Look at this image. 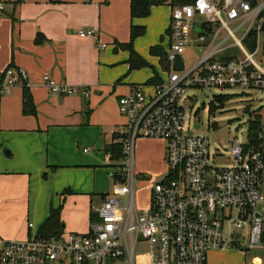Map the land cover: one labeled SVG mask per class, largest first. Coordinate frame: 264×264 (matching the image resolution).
<instances>
[{"label": "built area", "instance_id": "obj_1", "mask_svg": "<svg viewBox=\"0 0 264 264\" xmlns=\"http://www.w3.org/2000/svg\"><path fill=\"white\" fill-rule=\"evenodd\" d=\"M263 26L264 0H190L171 7L165 51L170 69L158 83L135 86L118 99L125 120L118 130L120 172L111 175L117 182L112 193L93 206L88 231L4 241L0 264H135L139 239L148 249L146 264H207L209 251L233 247L264 254V132L249 133L244 143L233 139V165L216 168L210 166L208 139L186 128L179 105L190 89L264 91ZM95 35L94 28L78 33L81 38ZM192 46L199 58L173 71L174 58ZM23 81L24 73L13 67L0 72V98ZM44 82L52 93L79 91L47 78ZM139 139L164 143V171L145 181L146 205L140 209L134 201ZM251 264H264V256Z\"/></svg>", "mask_w": 264, "mask_h": 264}, {"label": "crops", "instance_id": "obj_2", "mask_svg": "<svg viewBox=\"0 0 264 264\" xmlns=\"http://www.w3.org/2000/svg\"><path fill=\"white\" fill-rule=\"evenodd\" d=\"M18 1L0 0V72L12 66L24 73L36 116L22 114V85L0 98V250L4 241L36 237L50 211L59 207L63 233L88 231L92 208L100 204L93 201L105 195L100 167L112 161L108 146L119 143L106 141L107 134L115 130L118 135L125 121L118 99L156 74L146 50L139 48L142 36L134 40L133 50L149 67L129 70L128 52L116 45L129 42L132 25L144 26L145 33L147 26L150 33L157 21L155 41L148 43L154 47L161 34L166 37L171 11L169 0L135 19L130 0ZM87 28L96 30L95 38L78 36ZM186 51L200 54L194 46ZM146 69L152 72L138 80L136 74ZM44 78L79 91L52 93ZM136 145L137 168L164 169L162 141L139 139Z\"/></svg>", "mask_w": 264, "mask_h": 264}, {"label": "rangeland", "instance_id": "obj_3", "mask_svg": "<svg viewBox=\"0 0 264 264\" xmlns=\"http://www.w3.org/2000/svg\"><path fill=\"white\" fill-rule=\"evenodd\" d=\"M89 1V0H86ZM3 8V4L0 2ZM156 7V6H155ZM146 26V25H145ZM157 21L151 24L150 33L149 28L146 26V33L142 36V42L139 45L141 50H146V59L153 68V71L159 76L164 78L165 71L162 69L159 59L152 57L149 54V49L152 46L148 44L155 41L157 36ZM216 28L213 27V30ZM225 35L223 30L219 37ZM140 38V37H139ZM165 33L158 37L159 46L164 51L167 50L168 42L165 40ZM140 39V40H141ZM220 40V38H219ZM231 40H227L226 44H231ZM263 45V40H261ZM238 52L236 48L232 50ZM200 54L196 51H185L183 59L185 66L189 67L195 60L199 58ZM255 60L262 63V57L257 55ZM151 69L141 70L136 74L138 80H144L148 77ZM135 78V77H134ZM86 95H89V90L84 88ZM227 96L224 102L216 101L215 97ZM220 104H219V103ZM213 104V105H212ZM179 105L183 108L186 121L185 126L193 131L196 135H202L208 139L210 166L216 168H225L233 165L232 156L230 153L231 143L233 139H238L239 142L244 143L247 141L249 135L248 126L249 119L254 113L258 112L260 116V128L258 131L264 132V91L260 93L254 90H240L238 88H202L190 89L185 93V96L179 101ZM210 106L212 107L211 113L209 112ZM90 110L87 111V115ZM194 124H199L200 128L195 130ZM114 131L106 137V141L114 139ZM107 133V132H106ZM251 133V132H250ZM117 138V137H115ZM86 149V147L81 148ZM138 146L135 147V161H137ZM104 162V158L102 160ZM121 162L108 161L102 164L100 169L103 172L102 177H99L100 185L103 186L104 191L102 194L109 195L112 193L114 179L111 175H118L120 172L119 166ZM164 169L158 172H148L137 168L136 162L134 163V172L137 175L136 182L134 183V201L137 208H144L147 198L148 182L153 181ZM141 177L145 178L141 180ZM127 185L128 182H127ZM96 204L100 203V199L96 197L94 201ZM65 233V232H64ZM148 256V249L142 239H139L134 249V262L135 264H146ZM264 256L263 252L256 250L245 251L242 247H233L224 250H214L207 253V264H251L255 259L260 260Z\"/></svg>", "mask_w": 264, "mask_h": 264}, {"label": "trees", "instance_id": "obj_4", "mask_svg": "<svg viewBox=\"0 0 264 264\" xmlns=\"http://www.w3.org/2000/svg\"><path fill=\"white\" fill-rule=\"evenodd\" d=\"M22 0H19L21 2ZM168 0H130V17L131 19L135 18H146L149 13L150 9L154 6H160L167 2ZM169 5L171 7L183 5L186 3H189L190 0H169ZM145 33V27L144 26H134L132 25L130 27V37L129 42L126 44H117L116 48L127 51L129 54L127 63L129 66V70H137L142 69L145 67H149L148 64L133 50V42L136 38L143 36ZM36 43H39L38 40L35 41ZM149 53L151 56L158 57L159 63L162 67V69L166 72L169 71L170 64L166 59L165 52L159 47H151L149 49ZM12 67V66H9ZM8 68V67H7ZM160 81V78L157 77L156 74L153 75L152 78H150L145 85H154ZM22 114L24 116H36V108L32 100V96L30 93V90L26 83L22 82ZM217 98L216 101L224 102L227 99V96L222 97H215ZM218 102V103H219ZM220 104V103H219ZM213 105V104H212ZM212 107L210 106L209 112L211 113ZM254 120L249 119V126L248 131L249 133H255L260 128V116L258 115V112L253 114ZM117 137V138H115ZM114 139H119V136H114ZM107 154H109L110 159L112 161H118L122 159V151L120 148V144L112 143L107 148ZM60 211L61 207L57 209H53L50 211L49 217L47 220L43 223V225L40 227L37 233V237L41 238H53L60 236L63 233V223L60 220Z\"/></svg>", "mask_w": 264, "mask_h": 264}, {"label": "water", "instance_id": "obj_5", "mask_svg": "<svg viewBox=\"0 0 264 264\" xmlns=\"http://www.w3.org/2000/svg\"><path fill=\"white\" fill-rule=\"evenodd\" d=\"M263 30H264V26H263ZM172 69H173V71H181L183 69V60H182V57L180 55H178L174 58ZM195 128L198 129L199 125L196 124ZM100 144H101V141L98 142V147H100L99 146ZM246 150H247V145L244 146V151L246 152Z\"/></svg>", "mask_w": 264, "mask_h": 264}]
</instances>
